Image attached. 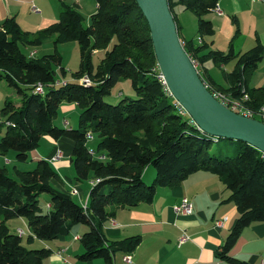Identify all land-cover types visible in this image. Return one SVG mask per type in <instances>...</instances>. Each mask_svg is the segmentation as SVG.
<instances>
[{
	"label": "trees",
	"instance_id": "obj_1",
	"mask_svg": "<svg viewBox=\"0 0 264 264\" xmlns=\"http://www.w3.org/2000/svg\"><path fill=\"white\" fill-rule=\"evenodd\" d=\"M96 10L83 25V16L75 7L61 2L59 18L31 35L20 29L14 17L0 21V80L15 89L16 99H6L0 112L4 133L0 137V154L14 151L16 161H26L42 136L61 137L73 141L70 161L75 179L99 178L91 185L85 207L67 191L52 186L57 172L44 158L34 167L19 170L15 177L0 167V264H41L50 249L27 248L17 233L8 230L5 221L24 217L32 236L52 240L66 234L75 224H86L81 235L83 251L80 260L102 258L111 262L115 252H130L139 243V236L109 241L102 231L104 220L117 208H129L139 202H151L160 186L173 185L197 170H207L218 176L229 191L228 199L237 207L238 217L223 245L219 258L234 264H250L228 254L243 227L264 222V155L241 141L224 139L217 146L218 154L210 151L219 138L198 129L186 112L166 91L158 74L147 22L135 0H95ZM182 4L195 13L197 33L201 38L214 32L212 22L203 16L212 11L217 0H168L183 47L197 63V69L210 91L220 90L238 97L247 93V104L257 110L264 103V86L248 87L249 75L264 57V45L259 38L243 52H234L232 44L226 52L194 44L181 37L174 6ZM56 34L54 43L74 40L79 47L78 69L72 78L88 75L97 83L84 86L76 81L54 85L56 68L65 74L57 52L30 57L20 44L38 45L41 36ZM115 38L111 47L110 42ZM104 49V55L94 70L91 56ZM208 58L217 64L235 60L230 72L223 71L228 87L216 85L200 72L199 66ZM121 78L128 79L135 93L115 104L104 101L112 86ZM36 83L44 85L43 93H34ZM75 102L80 109L78 126L58 127L52 123L63 102ZM255 118L264 121L261 116ZM99 136L96 151L106 155L99 160L88 154L86 133ZM223 151V153H221ZM153 166L155 175L146 185L142 174ZM48 194V210L43 212L39 196Z\"/></svg>",
	"mask_w": 264,
	"mask_h": 264
},
{
	"label": "crops",
	"instance_id": "obj_2",
	"mask_svg": "<svg viewBox=\"0 0 264 264\" xmlns=\"http://www.w3.org/2000/svg\"><path fill=\"white\" fill-rule=\"evenodd\" d=\"M63 1L65 4H67L66 1L68 2V0ZM71 1L73 4L70 6L77 7L78 0ZM60 4L61 1L55 8V12H51L42 0H0V21L7 17H14L20 29L34 35L58 20ZM217 4L221 13H212V19L215 22L209 18L213 28L216 24H224L229 14L241 12V7L247 9L254 19L255 13L258 19L264 16V1L217 0ZM32 5L39 10L32 11ZM177 24L181 37L185 40H192L194 44L198 45V33L196 32L197 34L193 38H188L182 34L183 28L178 20ZM259 31L261 30L257 27V36L264 45V30ZM231 33L232 31L226 37H219L214 28L213 34L202 37L200 43L205 44L206 47L201 52L204 53L209 49L226 52L231 43L234 52L239 53L244 51L249 40L248 45L255 43L256 37L252 38L251 28L246 34L240 32L237 36H232ZM51 37L55 39L56 34L41 36L42 42L38 45L20 44V48L27 56L33 52V56L38 57L37 47H40ZM234 64L235 60L226 64H217L206 58L199 66V70L205 78L209 77L216 85L228 87L223 71L230 72L234 68ZM57 71L56 68V73ZM216 71L220 73L218 77ZM253 71L256 73L254 74ZM253 71L247 81L248 87L264 86V79H261L262 76L259 74L264 71V57ZM71 78L72 76L67 79ZM220 78L222 81L218 80ZM11 98L19 99L14 91H11L10 85L0 80V109L4 101ZM74 106H77L75 102L63 101L58 107L57 115L59 111L67 114L65 111H69ZM0 114L3 118L4 115L1 112ZM65 121L67 120L62 117V127H76L75 124L70 125L68 121L67 123ZM3 133L4 126L0 125V137ZM43 140L45 146L42 148L37 146L29 152L30 163L28 165L31 167V164L34 165L35 161L40 158L48 160L58 174L57 178L51 180L52 186L61 191L75 186L78 194L71 195V197L82 206L87 205L91 179H85V182L75 179L74 168L70 161L73 141L66 137L55 140L49 136ZM56 149L61 150L62 157L51 160ZM8 153L9 151L6 155L0 154V167L5 168V165L11 164L15 160L14 154L9 157ZM14 167L21 170L16 165L13 166V169ZM154 174V171L147 166L142 174V179L154 177ZM228 195L229 191L216 174L207 170H197L178 183L157 187L151 202H139L136 206L129 208L109 206L108 208H114V211L113 215L107 217L103 222L102 231L105 237L109 241L124 240L131 236L140 237L138 245L132 251L115 252L111 262L102 258L91 260L78 258V255L83 251L80 237L88 229L86 224L74 225L66 234L59 235L52 240H41L34 236L29 238L30 230L24 217L10 218L5 221V224L12 233H16L20 227L24 232L22 236L27 234V244H24L21 239V243L25 247L50 249L49 255L42 260L41 264H234L216 255L238 217L237 207L233 201L228 199ZM182 197L191 201L192 214L182 215L175 212L174 205L179 203ZM217 221H221V224L217 225ZM183 233L189 239L180 243L179 239ZM127 253L130 256L129 262L123 260V256ZM228 254L246 260L250 264H261L260 261L264 258V222H253L243 227Z\"/></svg>",
	"mask_w": 264,
	"mask_h": 264
},
{
	"label": "water",
	"instance_id": "obj_3",
	"mask_svg": "<svg viewBox=\"0 0 264 264\" xmlns=\"http://www.w3.org/2000/svg\"><path fill=\"white\" fill-rule=\"evenodd\" d=\"M135 1L169 94L193 124L209 135L241 140L264 153V121L236 113L213 96L183 47L168 0Z\"/></svg>",
	"mask_w": 264,
	"mask_h": 264
},
{
	"label": "rangeland",
	"instance_id": "obj_4",
	"mask_svg": "<svg viewBox=\"0 0 264 264\" xmlns=\"http://www.w3.org/2000/svg\"><path fill=\"white\" fill-rule=\"evenodd\" d=\"M42 1H44L47 9L51 12L52 11L55 12V8H57L60 1L64 2L63 0H42ZM68 2H69V5L73 4V2L71 0H68ZM68 2L66 1L67 4H68ZM75 8L83 16V25L86 26L89 24V16L92 13H94L96 10V3H95V0H78L77 7H75ZM173 8H174V13L177 14L176 20H178L180 22V24L182 25V28H183L182 34L188 38H193L197 34L196 32H197V24H198V19H197V16L195 15V13L192 12L191 10L185 9L182 4H176ZM32 11H34V10H32ZM213 11L206 13L203 17L205 19H209V18L212 19L213 18L212 13H214V14L218 13L216 11H214V12ZM231 15H233V16H231ZM254 17H255V19L251 17V15L248 13L247 9H244L243 7H241V12L238 11V12H236V14H234V13L229 14V16H228L227 20L224 22V24H221V23L216 24V25H214V28H215L216 33L218 34L219 37L228 36L230 31H232V33H231L232 36H237V34H239L240 32H242L243 34H246L247 32L250 31V28H251V32H252V38L258 37L257 36L258 34L256 33V29L258 27V28H260L261 31L264 30V16L262 18L258 19V16L255 13ZM261 31H259V32H261ZM198 37H199V35L197 36V38ZM114 41H115V38H112L110 45L108 47H111ZM248 42L246 43L247 45H245V47H244L245 48L244 51L249 49L254 44V43H251L250 45H248ZM22 49H23V46H22ZM37 49H38V53H37L38 57L42 56L46 53L51 54L54 52H57L60 55L61 66L64 68L65 74L63 75V73H61L60 68L55 66L54 68H57V70H58L56 73V78H58V79L70 78L72 76V73L78 69L79 47H78L77 42L74 40H60V41L54 43V39L51 37L48 40H46L45 42H43V44L40 47H37ZM104 52H105V50L102 49V50H98L92 54L91 61H92L94 70L96 69L97 64L100 62V59L103 57ZM255 73H256V71L254 72V74ZM259 74L263 77V78L261 77V79H264V76H263L264 71L259 72ZM219 75H220V73L217 72L216 76L218 77ZM218 80L222 81L221 78ZM10 89H11V91H14L16 97H18V95L15 92V89L12 86H10ZM125 97L134 98L135 93L131 87L129 80L125 79V78H121L118 82H116L112 86V88L110 89V93L105 95L103 99L105 102L115 104ZM11 99H14V98H11ZM60 110H61V108H60ZM65 112L67 114H65L64 112L61 113V111H59L58 115H56L52 119V123L58 127H62L63 126L62 117H64V119L68 121V124H70V125L75 124V126L77 127L78 126V117H79V112H80L79 107L74 106L72 109H70L69 111H65ZM62 114H64V115H62ZM3 119H4V117L2 118V115L0 114V122H2ZM45 137H47V136L44 135V137L43 138L41 137V139H40V142L38 145L40 148L45 146V142L43 140V139H45ZM98 140H99L98 134L94 133V139L87 141L88 147L96 146ZM224 142H225L224 139L219 138L218 142L212 143V147H211L210 151L214 154H218L217 146L219 144H223ZM221 153H223V151H221ZM12 154H14V151L10 150L8 153V156L10 157ZM28 163H30V158H28L26 161L14 160V161H12L11 164L5 165V169H6L7 174L9 176L14 177L13 166L16 165L18 168H21V170H28L29 168L32 169L34 167V165L31 164V167H30L28 165ZM149 167L155 173L154 167L151 165ZM153 178L154 177H146L143 181L146 185H149V184H151ZM80 181L85 182V180H80ZM47 200H48V194L43 193L39 196V204L42 207L43 212L48 210ZM75 225H80V224H75ZM26 236H27V234L21 237L22 242L24 244H27Z\"/></svg>",
	"mask_w": 264,
	"mask_h": 264
},
{
	"label": "built area",
	"instance_id": "obj_5",
	"mask_svg": "<svg viewBox=\"0 0 264 264\" xmlns=\"http://www.w3.org/2000/svg\"><path fill=\"white\" fill-rule=\"evenodd\" d=\"M260 1H264V0H260ZM32 10L37 11L38 9H37V7L32 5ZM213 10L218 12V13H221V10H220V7L218 6V4H216V6L213 8ZM197 40H198V43L201 42V38L200 37H198ZM33 55H34L33 52L29 53L30 57H33ZM192 61H193L194 65L197 66L196 61L194 59H192ZM158 77L160 78L162 84L165 86L166 91H168V88L166 86V83L164 81V78H163L162 74L159 73ZM68 81H76L79 84H82L84 86L94 85V84L97 83L96 81L92 80V78H90L88 75L85 74V75H82V76H80L78 78H71V79H58L57 78V79H55L53 84L54 85L66 84ZM205 85H206V87L208 86L206 83H205ZM43 88H44V85L42 83H36L34 85L33 92L41 94V93H43ZM211 93L213 94V96L216 99H218L222 104H224L225 106L230 108L232 111H234L236 113H239V114H242V115H245V116H250V117H254L253 115L257 114V115L261 116L262 119L264 120V103H262L257 110H254V109L250 108L248 106V104H247V101L249 99L247 93H244L243 95L238 96V97L231 96L229 93H226V92H223V91H220V90H213V91H211ZM179 112L180 113L185 112L181 106H180ZM65 123H67V121H65ZM93 139H94L93 132L88 131L86 133V144H87V141H90V140H93ZM87 149H88V154L91 157L97 158L99 160H105L106 159L105 153L98 152V151H96L95 148L88 147V146H87ZM262 154L264 155V153H262ZM61 157H62L61 150L60 149H56L55 153L51 157V160H57V159H59ZM98 181H99V178L91 179L90 185H93V184H95ZM66 191L68 192L69 195L78 194V190H77V188L75 186H71ZM85 206L86 205H84L83 207H85ZM174 210L178 214L190 215V214H192L193 206H192L191 201L188 198L182 197L180 199L179 203L174 205ZM216 224L220 225L221 221H217ZM16 233L19 236H22L24 234L23 230L20 229V228L17 229ZM76 238H78V237L76 236ZM188 239H189V237L185 233H183L181 235L180 239H179V242L183 243V242L187 241ZM123 260L126 261V262L130 261L129 253H127V254H125L123 256ZM260 263L264 264V258L261 259Z\"/></svg>",
	"mask_w": 264,
	"mask_h": 264
}]
</instances>
